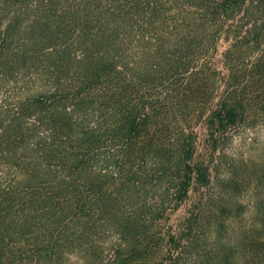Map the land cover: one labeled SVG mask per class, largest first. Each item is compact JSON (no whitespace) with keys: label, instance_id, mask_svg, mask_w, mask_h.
<instances>
[{"label":"trees","instance_id":"obj_1","mask_svg":"<svg viewBox=\"0 0 264 264\" xmlns=\"http://www.w3.org/2000/svg\"><path fill=\"white\" fill-rule=\"evenodd\" d=\"M201 121L210 149L264 123V0H0V264L150 256L208 184Z\"/></svg>","mask_w":264,"mask_h":264},{"label":"rangeland","instance_id":"obj_2","mask_svg":"<svg viewBox=\"0 0 264 264\" xmlns=\"http://www.w3.org/2000/svg\"><path fill=\"white\" fill-rule=\"evenodd\" d=\"M225 44L218 42L214 57L222 73ZM195 130L193 160L208 166V184L192 185L177 207L158 219L161 238L150 256L126 264H264V123L234 131L214 149L206 142L204 121ZM100 236L95 254L68 245L55 256H2L1 264H116L115 234Z\"/></svg>","mask_w":264,"mask_h":264}]
</instances>
